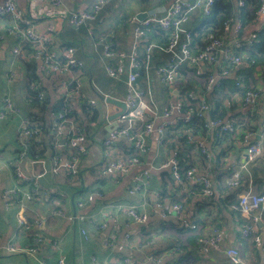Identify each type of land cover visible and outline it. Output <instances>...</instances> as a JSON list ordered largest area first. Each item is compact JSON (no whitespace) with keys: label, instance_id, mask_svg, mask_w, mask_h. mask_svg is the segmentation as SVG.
I'll list each match as a JSON object with an SVG mask.
<instances>
[{"label":"crops","instance_id":"obj_1","mask_svg":"<svg viewBox=\"0 0 264 264\" xmlns=\"http://www.w3.org/2000/svg\"><path fill=\"white\" fill-rule=\"evenodd\" d=\"M93 1L64 0V5L57 8L50 3L37 0H16L26 16L33 20L37 31L53 37V46L57 50L67 44L76 47L77 57L83 64L84 91L88 99L96 100L97 104L92 107L98 112L95 119H88L84 109L91 105L76 96V99L72 100L73 112L67 124L77 125L86 135L88 133L89 148L87 154L81 157L78 174L69 175L64 170L55 172L53 154L48 158H42L35 152L19 162L26 175L38 183L40 195L34 200H28L25 197L22 200L19 198L14 200L9 194L11 189L19 188V186L24 193L31 188L30 183L19 182L14 176L15 161L19 160L20 151L26 146L25 142L29 141L21 133V128L23 123L34 124L29 116L35 107L34 101L28 99L31 91L30 83L33 82L30 73L34 71L39 77L38 85L44 97L49 96L51 105H62L64 89L61 83L68 77L45 72L41 61L32 56L30 44L21 41L15 35L8 34L4 41H0V93L11 97L15 105L20 108L19 113L0 118V234L3 242L12 241L18 246L27 247L33 244L32 237L35 233L43 234L48 240L40 244V252L31 256L39 264L43 262L57 264L61 254L66 256L67 264H115L116 260L124 256L141 259L146 262L145 264H230L225 253V249L230 246H237L245 258L238 236L240 234L242 237L240 230L237 229L236 224L232 223L234 219L229 209L223 208L228 200L237 194L240 187L231 185L229 178L237 163L246 159L248 143L243 138H236L230 132H220L218 128L205 127L204 121L198 118L175 129L176 127L171 125L181 117V114H176L169 118L170 127L163 134L155 130L146 137L148 149L141 154L140 164L123 175L108 167V157L104 154L105 148L93 138V134L98 129L91 123L95 121L101 126L99 137L107 138L113 130H108L109 124L112 123L108 116L122 109L101 99L96 90L105 96L111 94L124 101L127 84L126 78L116 79L107 73L105 63L112 59L104 57L103 43L99 40L109 39L116 49L129 51L140 14L154 9L161 10L167 3L166 0H152L148 4L138 0H113L103 8L97 20L88 25H74L69 18L71 10L89 7ZM227 3L233 4L236 8L232 0H227ZM247 5L245 9L251 8L250 2ZM63 14L66 16L62 17ZM249 15L250 13L246 10L245 15H239V18L251 24L255 14L252 18ZM205 17L200 10L190 15L192 21L190 29L194 33L202 27ZM13 23L11 16L0 15V26ZM158 28L156 26L153 28L155 34L160 33ZM219 35H223L227 43L233 42L232 33H225L223 26ZM154 40L164 44L167 41V34L162 31V35L155 37ZM18 45L22 51L15 54L13 50ZM251 47L244 48V61L232 68L229 75H220L224 63L222 55L218 56L215 63L201 65L203 74L200 78L195 76L196 70L189 66H183L181 74L184 71V74L189 76L190 70L195 72V74L191 73L193 75L192 89L203 94L210 102L212 117L240 122L243 124L241 131L245 133L253 130L255 134L251 140L258 142L259 136L264 133V67L256 64L252 67L251 55L248 52V48ZM140 55L141 64L136 67L138 85L146 90L150 89L147 101L163 114L172 101H179L181 95L184 96L187 91L185 88L190 86L180 84L179 81L173 88H169L160 81L156 67L167 62L170 58L169 54L154 48L148 63L145 61L144 47L140 49ZM209 75H213L216 82L215 86L208 90L206 80ZM237 81H242V85H238ZM244 87L262 90L261 102L257 107L253 108L243 103ZM2 99L0 96V108ZM195 105L198 108L197 104H192L193 107ZM81 120L83 122H80ZM165 122L167 120L162 118L157 123L159 126ZM134 123V130L139 131L140 123ZM188 133L194 134L195 138L207 141L206 146L210 149V156L201 153L194 142L186 141ZM49 134L50 139L55 138L57 143L58 140L61 142L55 147V152L66 159L71 151L66 137H60L56 131ZM135 153L125 137L120 136L115 140L113 155L123 154L130 157ZM173 157L179 161L183 173L190 166H195L198 171L210 177L214 184V193L211 197L215 199L214 203L217 205L204 210L206 200L210 197L203 194V186L192 184L184 177L177 178L171 167H162L165 161ZM32 159L44 162L45 173L34 175ZM144 170H148L150 174L148 185L130 192L129 189L135 184V176ZM256 177L257 174L254 173V179L252 178V170H250V178L254 180V187L259 191L261 184ZM246 180L243 178L245 183L242 182L245 187ZM239 195L240 193L238 199ZM79 202H84V206L80 207ZM158 203H181L184 217L178 219L173 213L163 217ZM130 206L148 214V220L143 224L135 222L127 210ZM57 208L68 214L83 213L88 216V220L72 223L66 218L56 217L52 211ZM21 209L27 221L35 225L29 230L18 229V213ZM235 215L241 220L238 214ZM241 217L242 222L247 220L242 214ZM175 219L183 227L190 229L194 237L188 239L184 233L176 232L182 242L170 240L168 244L167 239L172 234V228H167L163 221L176 222ZM38 222L42 224L39 226L36 224ZM184 222L196 223L197 227L191 229ZM101 224L103 228H100ZM219 229L224 233L220 247L205 254L197 244L198 239L207 237L208 234ZM160 232H163L164 236H158ZM153 233H157V236ZM127 234H129V240L126 243ZM108 237H114V239L108 240ZM51 238L59 239L61 247L55 249L52 241H49ZM106 240L111 244L107 245ZM173 244H179L180 247H174ZM255 249L254 252L250 251L245 259L251 264H262L264 251L261 248L255 247ZM256 251L263 252L258 263ZM149 254L162 260L159 263L147 260L146 256ZM0 264L31 263L27 254L11 253L3 247L0 250Z\"/></svg>","mask_w":264,"mask_h":264},{"label":"built area","instance_id":"obj_2","mask_svg":"<svg viewBox=\"0 0 264 264\" xmlns=\"http://www.w3.org/2000/svg\"><path fill=\"white\" fill-rule=\"evenodd\" d=\"M47 2L54 7L61 8L64 5V0H37ZM113 0H94L93 3L86 8L73 9L70 13V21L76 26L88 25L90 22L97 20L103 8ZM231 1V0H228ZM236 6V14L227 17L223 22V31L232 33L233 42L227 43L223 35H210L205 38V44L202 49L197 50L194 38V32L191 29H185L183 24L190 20V15L200 10L203 16H211L215 10L217 0H166L167 5L161 10H149L147 16L138 21L134 28V40L129 51L118 50L109 39L101 38L100 43H103V54L105 58L112 59L105 63V69L109 76L116 79L126 78L127 93L124 96L126 104L125 111L117 118L118 127L110 131L107 138L99 137V126L95 121L92 126L98 130L93 134V138L102 144L105 148V156L108 157V167L121 175L130 171L133 167L141 163V154L148 149L146 137L155 130L159 134H163L166 129H169V118L176 114H181L177 122L171 126L179 129L180 126H185L194 119H202L205 127L218 128L220 132H230L236 138H243L248 143L246 149V159L237 163L234 171L229 178V183L233 186H242L243 173H250L253 164L258 162L263 155L262 140L264 133L259 138L260 141H252V136L255 134L253 130L243 133L241 131L243 124L232 119L224 121L221 118L211 116L212 105L203 94L190 92L181 95L179 101L171 102L169 107L163 114L149 104L147 95L150 89L146 90L138 85V72L136 67H139L140 49L145 48V61L148 63L151 59V53L154 48L169 54L170 58L167 62L156 67V72L160 81L169 88H173L181 79V69L183 66H189L196 70V74L202 75L201 65L212 64L217 62L218 56H223V66L221 76L229 75L232 68H235L244 61V48L253 46L258 40L259 35L264 29V0H260L255 11L254 21L251 24L243 22L239 18L242 16V11L246 8L248 0H232ZM162 12V13H160ZM0 15L11 16L14 20L13 24L0 26V41H4L8 34L15 35L21 41L28 42L32 50V56L39 59L42 67L47 73L65 75L68 77L66 81H62L61 87L64 89L63 105L64 111H59L55 117L56 132L61 137L65 136L66 141L71 149L70 153L63 159L62 156L55 152L53 155L54 166L53 170L58 172L64 170L69 175H76L80 172L81 157L88 152L87 135L74 124L68 125L70 117L68 113L73 112L72 100L76 97L84 100L91 106L97 104L95 99H88L84 91L85 76L83 64L77 57V49L72 44H67L57 50L53 46V37L47 33L38 32L33 20L26 16L25 11L19 7L16 0H1ZM66 16L65 14L61 15ZM137 20L136 18H133ZM158 26L167 34V41L164 44L155 41L152 36L153 28ZM14 53L19 54L22 49L18 46L14 48ZM252 61H254L252 59ZM30 78L33 80L30 83L31 89L37 92L39 99L44 98V93L41 91L39 77L33 71L30 73ZM206 87L212 89L215 86L216 79L213 75L207 77ZM242 81H237L238 85H242ZM244 85V84H243ZM243 103L253 108L257 107L261 102L262 90L260 88L244 87ZM76 96V97H75ZM33 95H29L28 99L32 101ZM192 104H197L193 107ZM20 108L15 105L11 97L5 96L1 101L0 118H6L9 114H17ZM165 118L167 122L158 126V121ZM140 123L141 129L135 131V123ZM27 123H23L21 133L26 136V139L39 141L43 138V131L40 127H29ZM134 126V127H133ZM158 126V127H157ZM123 136L131 144L135 150V154L127 157L123 154L113 155L114 143L118 137ZM28 141V142H29ZM186 141L194 144L197 148L207 156H210V149L207 148V141L202 138H195L194 134L188 133ZM20 151L18 161H15L14 176L19 182L31 184L28 192H23L22 187L11 189L9 194L14 200H22L25 197L28 200H34L40 195L38 183L33 181L32 177L26 175L25 171L19 162L29 157L27 145ZM34 162L38 159H32ZM162 167H171L177 178H185L188 182L195 185L203 186V194L206 197L213 196L214 184L209 176L201 173L195 166H190L183 173L176 157L170 158L162 164ZM149 172L144 170L135 176V184L129 190L134 192L140 188H145L149 182ZM243 182V183H242ZM248 189L240 193L239 199L231 207L234 211L239 212L247 218L245 222L239 224L238 229L242 237L249 238L254 236V245L256 248H261L264 251V192L259 193L254 187L252 178L246 180ZM20 184V183H19ZM21 202V201H20ZM161 207L163 217L169 213L175 214L180 219L184 217L183 205L181 203L164 204L158 203ZM23 206V204H22ZM79 206L83 207L84 202H79ZM128 213L134 218L138 224H143L148 220V214L139 211L134 206L127 208ZM56 217L66 218V220L76 223L85 222L88 216L83 213L68 214L64 210L57 208L52 211ZM18 229L29 230L33 223H29L23 214V209L18 213ZM41 225L42 222L36 223ZM189 228L197 227L196 223H186ZM104 226L101 224L100 228ZM84 233L85 230H83ZM222 230L214 231L207 237H200L197 244L205 254L212 249H218L222 243L224 233ZM33 244L27 247L18 246L15 242H3V237L0 234V250L5 247L8 251L14 253H25L36 255L40 252V244L48 240L41 233H35L32 237ZM108 240L114 237H108ZM106 240V244L111 242ZM129 240V234L125 237V242ZM55 249L60 248V240L57 238L50 239ZM174 247H180L179 244H173ZM228 262L230 264H251L243 257L237 246H230L225 249ZM147 260H153L157 263L162 258L156 257L153 254L146 256ZM141 259H136L131 256H124L116 260L115 264H145ZM43 264H48L43 262ZM57 264H67V258L61 254ZM264 264V258L263 262Z\"/></svg>","mask_w":264,"mask_h":264},{"label":"trees","instance_id":"obj_3","mask_svg":"<svg viewBox=\"0 0 264 264\" xmlns=\"http://www.w3.org/2000/svg\"><path fill=\"white\" fill-rule=\"evenodd\" d=\"M138 1L139 2L142 1L146 4H148L152 0H138ZM249 2H250L251 8H248L245 10H248V12L250 13L249 17L252 18V17H254V13L258 7L259 1L248 0V3ZM247 7H248V5H247ZM232 14H236V11H235V8L233 7V4L231 5L230 3H227V0H218L213 14L211 16L203 18L205 22L203 23L202 27L199 30H196L197 32L194 33L196 49L200 50L203 48V46L205 44V38L206 37H209L210 35H219L220 31L222 30L224 20L227 17L231 16ZM156 27H158V26H156ZM158 31H160V33L155 34L156 32L155 33H154V31L152 32L153 39H155V37H159L160 35H162V31L159 28H158ZM160 42H162V41H160ZM248 52H250V55H251L250 56V60H251L250 63H252V67H254L255 64L264 67V30L259 35L258 40L256 41V44L253 45L250 49L248 48ZM252 59L255 62L252 61ZM190 72L192 74H195V72L193 70H190ZM191 73L189 76H188V74H184V71L181 74L182 79L180 80V82H181L180 84H184L185 86L187 84H189V86H190V87L185 88V89H187V91L185 92L187 94L190 92H196L194 89H192L193 75ZM195 76H197L198 78L201 77V75H199V74H195ZM29 94L33 95L32 101H34L33 105L35 106L34 111H31V113L29 115V116H31V122H33L34 124L30 125L29 127H31V128L40 127L42 129V131H44V132H43V138H41V140H39V141L30 140L28 142V145H27L28 154L33 155L32 153L36 152L38 156H40L42 158H45V157L48 158L49 155L55 154V147L57 145H60L59 143H61V142H59V140L57 143V140L55 138L50 139L49 133L56 131L55 117L59 111H64V105L63 104L62 105H57V104L51 105V100H50L48 95L45 96L42 99V101H40V99L37 98V92L33 91L32 89H31ZM84 112H85V116L88 119H92V120L95 119L98 115L97 110L93 109L92 106L91 107L87 106L86 109H84ZM70 115L72 116V112L68 113L69 117H71ZM80 122H83V121L81 120ZM87 135H88V133H87ZM262 145H263V155H262L261 159L258 161L259 164L256 162L251 167L252 178L254 179V173H256L257 174L256 179L261 184L260 190L259 191L257 190V192H259V193L264 192V139L262 140ZM243 178H246L247 180H249L250 179V173L244 172ZM253 179H252V181L254 182ZM245 189H248V183H247L246 187H245V185L240 186L237 190V194L233 195L232 199L231 200L229 199L228 202L223 206L224 209H229V211L231 212V215L234 219V221H232V223L236 224L237 229H238L239 224L243 221V219H242L241 214L239 212H236L231 208V205L238 201V198H237L238 194L243 192ZM214 201H215V199H213V197L208 198L206 200V206L203 209L205 210L209 207H213V206L217 205L214 203ZM234 213L238 214L240 216L241 220L237 219L236 215ZM175 220H176V222H171V221H167V220L163 221L164 225L165 226L167 225V228H172V231H171L172 234L170 235V238L167 239L168 244L170 243V240H175L176 242H182L181 238L179 237V235L177 233H184V235H186L188 239H191L192 237H194V236H192V231L190 229H186L185 227H183L182 224H180L177 221V219H175ZM238 222H240V223L238 224ZM173 232H175V233H173ZM153 234L155 236H157V233L156 234L153 233ZM158 236H164V233L160 232V233H158ZM238 236H239V239L241 240L240 244L242 245V253L244 254L245 258H247L248 257L247 255L249 254L250 251L254 252V250H256L254 247V236H251L249 238H243L240 236V234H238ZM166 237L168 238L167 234H166ZM241 245H240V247H241ZM257 253H258V261H257V263H258L261 259L263 252L256 251V255H257Z\"/></svg>","mask_w":264,"mask_h":264},{"label":"water","instance_id":"obj_4","mask_svg":"<svg viewBox=\"0 0 264 264\" xmlns=\"http://www.w3.org/2000/svg\"><path fill=\"white\" fill-rule=\"evenodd\" d=\"M147 16V12H142V14H140V20L144 19L145 17ZM191 23L192 21L189 20L187 21L186 23L183 24V27L185 29H190L191 27ZM3 51V50H2ZM98 96L101 98V99H104L106 102L110 103V104H115L119 107H121V111H118V112H114L112 113L110 116H108V119L109 121H111L112 123L109 124V128L108 130H111V129H114V128H117L118 127V122H117V118L125 111L126 109V104L125 102L118 98V97H114L112 96L111 94L110 95H104L102 94L101 92H98L96 90ZM64 139V138H63ZM260 139V138H259ZM33 166H34V175L37 176V175H42L43 173H45V166H44V162L42 160L40 161H35L33 162Z\"/></svg>","mask_w":264,"mask_h":264},{"label":"rangeland","instance_id":"obj_5","mask_svg":"<svg viewBox=\"0 0 264 264\" xmlns=\"http://www.w3.org/2000/svg\"><path fill=\"white\" fill-rule=\"evenodd\" d=\"M245 13H246V10H244L243 12H242V16L243 15H245ZM73 41H75V38H73ZM8 52H9V50H8ZM3 94H1L0 93V96H1V99L6 95V94H4L3 96H2ZM101 100H100V105H101ZM48 163V165H49V162H47ZM10 252V251H9ZM11 253H14V252H11ZM17 254H25V253H17ZM28 255V257H29V261H30V263L31 264H39V263H37L36 261H34L33 259H32V255H29V254H27Z\"/></svg>","mask_w":264,"mask_h":264}]
</instances>
